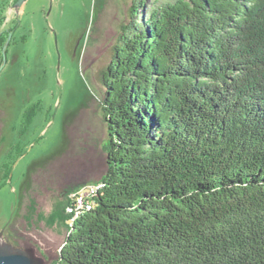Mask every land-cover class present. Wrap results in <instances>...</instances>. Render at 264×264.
Returning a JSON list of instances; mask_svg holds the SVG:
<instances>
[{
	"label": "trees",
	"instance_id": "trees-1",
	"mask_svg": "<svg viewBox=\"0 0 264 264\" xmlns=\"http://www.w3.org/2000/svg\"><path fill=\"white\" fill-rule=\"evenodd\" d=\"M154 3L107 67L103 187L74 222L80 185L56 201L50 264H264V0Z\"/></svg>",
	"mask_w": 264,
	"mask_h": 264
},
{
	"label": "rangeland",
	"instance_id": "rangeland-1",
	"mask_svg": "<svg viewBox=\"0 0 264 264\" xmlns=\"http://www.w3.org/2000/svg\"><path fill=\"white\" fill-rule=\"evenodd\" d=\"M137 1L26 0L19 7V43L0 67V113L10 116L1 130L0 231L13 226L15 243L41 264L56 260L67 236L47 221L56 201L69 186H96L106 171L100 101L107 67L120 37L155 7V0ZM6 15L13 19L14 9Z\"/></svg>",
	"mask_w": 264,
	"mask_h": 264
},
{
	"label": "flooded vegetation",
	"instance_id": "flooded-vegetation-1",
	"mask_svg": "<svg viewBox=\"0 0 264 264\" xmlns=\"http://www.w3.org/2000/svg\"><path fill=\"white\" fill-rule=\"evenodd\" d=\"M12 9H14V17H13V19H11V20H7L6 19L4 21V23H3L2 31L8 32L9 34L7 35L5 44L3 45V48H1V50H0V67L3 66V65L6 66L8 63L11 62V60H13L12 59L13 58V49L19 43V40H17L14 37V34H15L16 30L18 29V25H19V22H18V14H17L18 13V10H19V7L18 8H14L12 6ZM10 34H11V36H10V39H9V35ZM7 42H8V45L6 47ZM20 43L24 44V39L23 38L20 40ZM3 53H5L6 63H4V54ZM1 58H2V61H1ZM26 115H27V112H21V117L22 118H25ZM8 118H10V116H6V115H3L2 113H0V144L1 145L4 144V140L1 137V134H2V131L1 130H2V126H3L2 122H5L6 125H7ZM72 187L73 186H69L66 190H64V193L67 192V190L70 189V188H72ZM71 194L72 193H70V195ZM82 214H84V213L78 214V216L76 217V219L78 217H80ZM8 226L5 229H3L2 231H0V232H2V235H3L2 239L3 240L12 242V244H13L15 242V237L17 236L16 229L13 226L11 228H8Z\"/></svg>",
	"mask_w": 264,
	"mask_h": 264
},
{
	"label": "water",
	"instance_id": "water-1",
	"mask_svg": "<svg viewBox=\"0 0 264 264\" xmlns=\"http://www.w3.org/2000/svg\"><path fill=\"white\" fill-rule=\"evenodd\" d=\"M26 0H17L16 3L13 5L14 8H18ZM11 34L9 35L10 39ZM8 42L6 44V47ZM4 54V63H6L5 53ZM3 235L0 232V264H41L40 259H36L28 251L23 248L15 247L11 242L5 241L2 239Z\"/></svg>",
	"mask_w": 264,
	"mask_h": 264
},
{
	"label": "built area",
	"instance_id": "built-area-1",
	"mask_svg": "<svg viewBox=\"0 0 264 264\" xmlns=\"http://www.w3.org/2000/svg\"><path fill=\"white\" fill-rule=\"evenodd\" d=\"M98 183L96 186H82L79 187L69 198V205L66 207L65 214L69 216L70 220L73 221V217L77 216V212L80 209L94 208L95 203L91 200L92 193L99 189Z\"/></svg>",
	"mask_w": 264,
	"mask_h": 264
},
{
	"label": "bare ground",
	"instance_id": "bare-ground-1",
	"mask_svg": "<svg viewBox=\"0 0 264 264\" xmlns=\"http://www.w3.org/2000/svg\"><path fill=\"white\" fill-rule=\"evenodd\" d=\"M100 187H101V188L103 187V185H102L101 183L99 184V188H100ZM98 190H99V189L95 190V193H92L91 200H93V197L96 196ZM93 202H94V200H93ZM91 209H92V208H86V207H85L84 209H80V210L77 212V216H78V214H80V213H85V212L87 213V211H90ZM77 216H74V217H73V221L70 220V222H74V220L76 219Z\"/></svg>",
	"mask_w": 264,
	"mask_h": 264
}]
</instances>
